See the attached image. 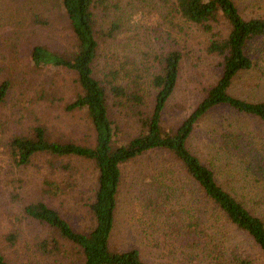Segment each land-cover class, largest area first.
Here are the masks:
<instances>
[{
    "label": "rangeland",
    "instance_id": "obj_1",
    "mask_svg": "<svg viewBox=\"0 0 264 264\" xmlns=\"http://www.w3.org/2000/svg\"><path fill=\"white\" fill-rule=\"evenodd\" d=\"M234 2L245 19L264 18V0ZM106 5V12L104 8L96 11L97 31L101 33L96 78L104 81L115 69H124L127 80H119L121 84L132 81L134 75L142 76V93L150 113L156 95L151 81L160 71L158 58L180 51L178 84L162 123L165 130H176L221 78L220 59L207 54L211 35L181 18L173 19L168 9L162 8V0H107ZM117 24L119 29L108 37L110 28ZM228 28L222 22L216 32L226 37ZM37 46L62 55L75 50L76 37L61 0H0V85H10L0 108V251L10 264H72L73 249L58 236L62 243L58 256H47L40 250L39 245L55 233L49 226L26 218L24 210L32 203L44 202L60 212L76 231L89 233L95 227L89 208L97 189L95 165L79 159L37 155L29 165L19 166L10 156L13 138L30 137L36 128H43L52 142L95 144V132L86 112L67 109L82 92L77 77L60 68L36 67L32 52ZM247 54L254 67L239 74L229 92L247 102H264V36L248 45ZM110 106L122 139L138 135L135 117H129L123 106H114L113 98ZM227 130L254 138L261 136L262 128L259 122L218 108L199 122L189 140L191 151L219 172L238 164L228 160L220 148V137ZM172 158L151 153L123 168L111 249L122 252L137 248L146 264H215L202 251L198 253L199 260H189L180 251L174 253V246L170 248L138 222L136 181L145 175H159L165 165L172 166ZM170 170L174 171L172 167ZM258 186L250 191L255 196V207L248 205L264 212V184ZM56 187L57 191L52 192ZM225 220L219 217L209 221L213 240L209 249L221 250L226 258L236 251L252 264H264L262 250ZM11 235L16 236L15 243L10 241Z\"/></svg>",
    "mask_w": 264,
    "mask_h": 264
},
{
    "label": "trees",
    "instance_id": "obj_2",
    "mask_svg": "<svg viewBox=\"0 0 264 264\" xmlns=\"http://www.w3.org/2000/svg\"><path fill=\"white\" fill-rule=\"evenodd\" d=\"M172 18L185 22L210 34L207 54L220 59L222 74L209 89L197 108L176 130L162 127L167 104L179 79L182 53L171 51L158 58L160 71L151 81L155 90L153 108L147 113V101L142 93V76L127 80L121 69H115L103 80L96 78L97 60L101 51V33L97 31V14L106 12L107 0H61L72 30L76 47L64 54L37 46L32 61L38 68L51 66L74 73L81 94L68 105L70 111H85L95 132L94 146L57 143L47 138L43 128H36L32 136H18L10 143V156L19 166H27L37 155L79 159L93 163L98 171L95 200L89 206L95 227L89 233L76 231L60 212L44 202L28 205L24 215L49 226L54 236L39 245L47 256H58L62 243H69L75 256L72 264H146L137 248L113 251L110 246L115 230L118 196L123 184V168L151 153L171 155L172 169L165 165L159 175L143 176L136 181L139 221L147 231L162 238L173 251L196 257L200 251L215 264H252L238 252L230 258L219 249L211 251L209 221L224 218L234 229L247 235L264 253V212L254 208L252 189L264 184V102H247L229 92L234 79L251 70L254 62L247 54L248 45L264 36V18L245 19L234 0H162ZM146 2V0H144ZM118 3V2H117ZM225 22L226 37L216 27ZM119 25H113L107 36ZM103 30V29H101ZM130 75V74H129ZM125 81V80H124ZM10 90L8 82L0 85V108ZM129 117L134 116L139 129L132 139H122V130L112 117L110 99ZM226 108L230 112L261 123V136L224 131L220 148L228 160L238 161L234 168L215 171L189 148V140L196 126L211 111ZM254 163L252 162V159ZM54 188L53 184H48ZM57 191V187L52 192ZM254 206L250 207L249 205ZM143 232L145 230L143 229ZM10 241L15 243V235ZM199 253V254H198ZM0 264H10L0 251Z\"/></svg>",
    "mask_w": 264,
    "mask_h": 264
}]
</instances>
